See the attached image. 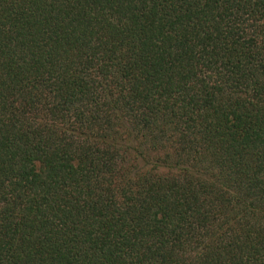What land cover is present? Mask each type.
<instances>
[{
  "label": "trees",
  "instance_id": "trees-1",
  "mask_svg": "<svg viewBox=\"0 0 264 264\" xmlns=\"http://www.w3.org/2000/svg\"><path fill=\"white\" fill-rule=\"evenodd\" d=\"M0 264H264V0H0Z\"/></svg>",
  "mask_w": 264,
  "mask_h": 264
}]
</instances>
